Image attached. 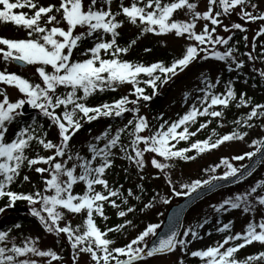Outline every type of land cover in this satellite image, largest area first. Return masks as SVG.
Listing matches in <instances>:
<instances>
[{"label": "snow or ice", "instance_id": "6c2138e0", "mask_svg": "<svg viewBox=\"0 0 264 264\" xmlns=\"http://www.w3.org/2000/svg\"><path fill=\"white\" fill-rule=\"evenodd\" d=\"M114 2L115 0H86V2L60 0L58 6L52 3L45 6L38 4L37 0H0V22H12L16 26L23 27L27 32L26 37L20 39L0 37V45L6 46V49L0 47V54L4 61L15 60L35 66V73L40 80L33 83L16 73L0 71V82L14 85L22 94V98L13 101L9 99L5 89L0 88V198L7 199V203L0 206V213L12 207L17 200L26 201L30 206V214L39 220L45 231L63 233L67 236L73 250L72 264H78L77 256L80 253L90 254L93 264H135L144 255L152 257L157 253H170L177 249L192 257L200 258L201 264H252V262L264 264V251L249 255L242 260H238L235 256L237 250L245 245L253 242L264 244V215L260 217L259 223L249 220L243 232H236L234 235L230 231L232 221L223 223L216 228L219 233H227L221 240L203 249L191 251L188 245L192 243V239L199 237V229L202 227L200 223L184 228L182 235L173 228L170 234L161 237L158 243L148 248H145L147 238L156 231L158 227L156 224H147L126 245L110 247L113 241L105 238V234L120 231L124 225L131 226V221L125 219L123 224L111 229L105 228L103 232L94 223V213L104 220L108 219L103 212L104 203L119 209L120 205L116 203L115 198H119L122 204L127 205L128 198L133 196L132 189H128L125 196L119 187H110L104 178L106 170L113 166V160L117 156L113 149L118 148L122 158L134 163L137 169L145 167L143 157L146 152L157 154L164 162L157 159V156H151V165L161 170L174 195L187 196L202 185H210L216 179L235 177L244 165L236 167L229 162V158L222 157L219 164L204 169L206 172L210 170L215 173L216 168L223 164L226 170L221 176L209 175L206 180L194 179L190 183H182L180 188L185 190L177 191L169 179L168 169L172 167L169 161L174 158L191 161L195 156L186 153L193 149L199 154L208 149H215L224 142L243 139L247 133L240 131L239 126L243 124L251 128L253 124L250 121L254 118L257 120L264 118V103H252V98H246L243 92L237 99L233 79L223 82V91H214L222 82V78L218 75L213 83L206 73L200 74L203 87L197 89L202 93L201 96L196 97L198 105L194 102L193 106L178 119L171 123L164 121L150 134L145 135L142 133L148 128V122L145 116L137 115L141 99L149 101L152 98L145 94L143 87L139 86L140 74L147 77L142 83L150 86L152 95H155L158 83L162 85L170 79V76L176 75L177 71L183 70L197 59L213 57L224 62L229 72L242 71L246 62L245 59L237 57V45H230L232 36L224 38L218 34L213 36V33H216L218 25L223 27L226 33L230 30H239L245 33L242 39L246 44L247 30L241 23L230 22L229 25H223L219 18L235 12L244 20L264 21V10H261L258 2L206 0V10L198 11L197 3L190 0H165V2L131 0L127 6L119 3L118 10L113 11ZM25 8L31 11V15L25 11H18ZM178 9L187 10L185 14L189 17L188 20L170 19ZM121 14L127 21L140 27L141 35L146 32L164 34L174 30L176 37H183L189 42L185 44L182 54L168 65L162 61L145 65L121 59L120 54L129 50L128 46L122 47L116 42L119 35L117 29L124 23L123 20L116 19ZM57 16L60 17L59 20ZM197 20L206 21L199 32L195 31ZM207 21H210L211 28ZM77 26L83 30L75 33L74 29ZM262 33H264V23H261L258 31L255 32L253 47H255V37ZM105 36L111 38L105 39ZM93 37L92 46L80 53L84 58L73 59L74 51L80 43L85 38ZM130 44H135V40ZM217 45H223L224 50H218ZM241 55H246L249 62L259 60L264 64V47H261L259 55H254L252 52ZM252 70L258 72L259 78L264 81V68L258 69L253 64ZM125 83L131 85L129 94L134 95L135 99L129 100V95H122L110 103L103 102L94 106L86 103L97 90L115 91L118 86ZM233 101L237 108L249 104L251 108L246 114L232 121L237 126L232 132L217 134L213 140L212 134H216V130L212 129V134L207 139H196L186 148L177 149L174 144L169 143L170 140L177 143L188 141L190 136L194 137L210 123V120L200 122L195 131L190 132L189 127L197 123V117L218 118L217 124H220L225 109ZM25 105L38 109L39 113L50 121L49 127L55 126L58 129V143L45 138L47 133L37 125L35 118L32 123L19 126L10 141L5 139L9 124L22 115L21 109ZM215 106L220 107L217 110ZM125 112L132 113L133 118L117 127L114 134L109 125L92 138L95 142H90L87 146L91 158L81 156L78 152L75 154L71 152L70 138L82 127V121L91 122L98 117H120ZM181 126H183L182 130L177 131ZM259 127L264 129V123ZM122 134L130 138V144L121 143ZM33 141L38 149L53 151L50 155H42L37 151L36 155L29 157L25 154V150ZM101 141H103L102 146L99 145ZM251 144L255 145L254 150L235 155L232 160L241 161L264 149V136L252 139ZM129 148L134 155L128 151ZM41 163L47 167L36 166ZM24 167L40 174L42 189L28 193L10 190L9 185L16 182ZM243 176L244 173H241L240 178L242 179ZM140 179L143 180V176ZM78 181L86 185L83 194L73 193V185ZM21 182H31L30 177L27 174L23 175ZM97 185L102 186V191L95 190ZM258 186H261V191L264 192V181H257L256 186L224 198L221 203L212 207L217 212L242 208L243 213H254L257 205L264 208V194L258 193ZM33 187L35 188V185ZM136 188L143 192L142 184H137ZM110 197L113 199H109ZM135 199L140 200V195H136ZM155 199L153 196L139 211L143 212L146 208H150ZM160 199L164 203L168 202L163 196ZM59 208L67 210L69 214L86 213L83 224L73 227L66 223L60 226L59 222L64 218V212ZM134 209L135 205L128 206L124 210H118L116 215L125 217L126 212L130 213ZM13 227L19 228L20 225L17 223ZM10 232L11 229L0 230V264H38V261L30 258L29 254L34 257H50L51 260L60 259L51 249L40 250L32 238H25L21 244H17L15 237L10 239ZM189 236L192 239H185ZM46 264H50V261ZM178 264H185L184 259L181 258Z\"/></svg>", "mask_w": 264, "mask_h": 264}, {"label": "rangeland", "instance_id": "374dc122", "mask_svg": "<svg viewBox=\"0 0 264 264\" xmlns=\"http://www.w3.org/2000/svg\"><path fill=\"white\" fill-rule=\"evenodd\" d=\"M85 2H86V0H85ZM190 2H196L197 3V10L198 11L206 10V0H190ZM254 2H258L260 5V8H261L263 3H264V0H254ZM114 8H115V4L113 3L112 9H114ZM20 10H24V9H19L18 11H20ZM15 11H17V10H15ZM186 11H187L186 9L180 10L179 15H178V20H185V21L188 20L189 17L185 14ZM219 19H221V22L223 25H229L230 22H236V23L240 22V21L243 22V19L240 16H237L235 14V12L230 13L226 17H220ZM205 22L206 21H203V20H197L196 25H195V31H197V32L201 31L203 23H205ZM207 23H209V27L211 28L210 21H207ZM263 23H264V21H263ZM61 26H63V24ZM136 28L137 27H135L134 25L130 26V29H136ZM216 28H217L216 33H213V36L218 34L221 37L227 38L229 35L232 36L235 33V30H230L229 32L226 33L224 31L223 27H221L219 25L216 26ZM258 29H259V27L255 28L253 25L250 26V29L248 31V36H247V43L244 44V53L252 52L254 54V50L251 49V45H252L253 37L255 36V32L258 31ZM82 30L83 29H81L79 26H77V28L74 29V32L78 33ZM173 33H174V30L170 33L159 34V39L164 44H166L165 46L169 50H173L174 52L182 53L184 51L185 44L188 43L189 41H187L183 37L174 38ZM255 39H256V37H255ZM217 49L223 51L224 46L223 45H217ZM200 55H203V53H200ZM237 57L240 58L239 53H237ZM244 58H245V61L248 62V65L251 68H253V64L258 69L264 68V66L260 67L258 60L255 62H249L247 60L246 55L244 56ZM197 60H199V59H197ZM8 63L10 65V69L12 67H14L12 65L13 63L11 61L8 60ZM220 65L224 66L225 64H224V62L219 61L213 57H208V62H204L201 64V67H202L201 70H204V67L207 68L206 70H208L209 73H211L213 75V77L216 78L218 75L220 76L222 74L220 72ZM34 68H35V66H34ZM216 73H218V74H216ZM198 79H199V77H194V80H192L191 82L187 81L184 84L185 86L179 85L177 87V89L175 90V92L173 93L172 97H169L164 101L163 105L161 106L162 112L164 111L168 115V117L173 116L175 114L174 110L178 108L177 107L178 101H179L178 99H181L183 97L182 95H183L185 90L190 91L194 86H199V84H198L199 80ZM189 85H191V86L188 87ZM0 88L5 89L10 100L14 101L17 98H22V94L19 93L18 89L14 85H5L2 82H0ZM220 88H221V85L218 84L216 89H214V91H217ZM244 89L247 90V94L251 93L252 96L257 97L258 102L262 101L264 99V95L262 92L258 94V92H256L255 90H253V88H251L249 86L248 87L244 86ZM171 99H176V102L175 103L173 102L171 104ZM187 100L188 99H185L183 101L182 105L180 106L181 108L184 109V108L188 107V101ZM194 102L196 103V98L194 99V101L192 103L194 104ZM173 112H174V114H173ZM137 115L145 116L148 123H150V121L152 120L151 119L152 116H150V114L148 113V111L145 107H141V109L139 110V113ZM208 125L205 129H201L200 132L196 133V135L201 133L203 130L210 131V128L208 127ZM142 134L148 135L149 130L145 129ZM254 135L258 136L259 131H256V134H254ZM84 140H87V136H84L82 139L80 138L79 145H77V146H79V149L84 148V146L86 144V143H84ZM140 146L142 147V143ZM245 149H249V147H248V142L244 139L240 140V141L233 140V141L224 142L221 145L217 146L215 149H209L207 152H205V154L203 156H201V154H199L197 156V158H195L191 162H187L181 168H178V167L173 168V169L169 168L168 169L169 179L172 181L173 184L176 185L175 189L177 191H183L185 189H181L180 185L182 183H190L192 180L197 179V176H198V174H200L202 167L204 165H207L208 162H210L212 159H215L219 156L220 157H227V158H229L230 163H232L235 166H240L243 161L239 162L236 160H232V157L235 155H238L240 152L245 151ZM79 154L81 156L83 155L82 153H79ZM133 155H134V153H133ZM151 156H157V159L161 160V162H164L163 159L161 157H159L157 154L148 153V152H146L144 154V157H143V159L145 160V167L143 169H137V167L135 166L134 163L129 162L130 171L133 172L132 173L133 175L131 178L133 179L134 182L141 180L140 177L144 176L145 173L152 178L150 185L153 189V194H154L156 199L153 201L154 203L152 204V206L148 210L146 209L144 214H141V216H142L141 222L142 223L147 222V220H148L147 217H149V216H153V217H151V219H154L156 217L154 219L156 221H157V217L160 220L161 215H159V212L162 211V207H160V206L163 204L162 205L163 208L166 209L167 206L170 204V202H172V200H173L171 195L168 197L169 190L171 187H169V185H168L167 181L165 180L161 170L155 169L151 165V163H150ZM57 159L62 160L64 158H57ZM122 160L123 159L116 157L113 161V168H115V172L117 174H119L120 176H123V172H124L122 167H120V165H119L122 163ZM114 177H115V175L109 179V182H111ZM263 180H264V165L262 166V169L255 176H253L250 181H248L247 183L242 185V187L237 188V189H231V191H227V192L221 191L215 195L213 194L208 199L201 202L200 205H198L196 208H194L192 211L189 212V215H188V217L184 223V225H185L184 228L189 227L191 225H195V223L198 220H200V218H202L203 216H206V218H207V217L214 216L216 214L226 213L227 211H220V212L215 211L214 208L212 207V205L221 203L224 198H227L229 196H234L237 193L246 191L250 187L256 186L257 181H263ZM134 182L129 181L128 184H134ZM134 191H133V193H134ZM257 191L260 194H264V192L261 191V188ZM162 196L168 200L167 203H164V201L160 199V197H162ZM131 205H134V199L133 198L131 199V202H130V206ZM225 207H227V206H225ZM256 209H257V207H256ZM6 210H9V209L7 208ZM6 210H5V212H6ZM26 210L29 211V208L28 209L26 208ZM229 210H231V209H229ZM238 210H242V208H238ZM235 212L237 213L236 210H235ZM262 213L264 214V208L262 210ZM256 216H257V211H255L254 213H243L242 212V214L234 215L232 218L234 226H233L231 233L234 235L236 232H240L241 223L244 219L255 220V219H257ZM65 218L68 221L75 220L73 214H67L65 216ZM202 231H203V229H202ZM19 232H21V233L18 234V236L10 235V239L12 237H15V241H16V240H18V238H22L23 240L25 238H32L33 240H35L36 246L42 251H46L48 249H51L53 251L54 245H55L54 240L56 238L61 239V235H62V234H58L56 232H47V231H45L44 227H42V230L40 232H32V228L20 230ZM182 233H183V231H182ZM182 233H181V235H182ZM211 236H212V234H203V236H201V238L192 239V243L189 244L188 247L191 250L196 246L208 243L211 241ZM218 237H219V234H216L213 237V239L218 238ZM186 238L187 237H185V239ZM262 251H264V247L262 248ZM29 256H30V258L36 259L38 261V264H46L47 261H50V264H69L68 258H65L62 261V263H60L58 260H51L50 257H34V256H31V254H29ZM183 256H184V253L180 252L177 249V250H173L169 254H165V255H162L159 257H152V258L148 259V261L143 262V264H178L179 260L181 258H184ZM77 260H78V264H93V262L91 261V259L88 257V255L86 253H80L77 256Z\"/></svg>", "mask_w": 264, "mask_h": 264}, {"label": "trees", "instance_id": "16d2710c", "mask_svg": "<svg viewBox=\"0 0 264 264\" xmlns=\"http://www.w3.org/2000/svg\"><path fill=\"white\" fill-rule=\"evenodd\" d=\"M48 1H50V0H37V3L41 4V5H45V6L49 3L55 4L53 1H50L49 3L44 4L45 2H48ZM163 2H165V0H163ZM261 10H264V8ZM27 13L29 15H31L30 10ZM117 20H121V19H117ZM123 21H124V23L126 22L125 20H123ZM239 23H241V22H239ZM10 27L17 28V26H15L12 22L0 23V33L3 34L2 29H4V31L10 30V35H13L14 32L12 29H10ZM117 31L119 33L117 40H116L117 44L122 46V47H124V46L129 47V50L126 53L120 54L121 59L128 60V61H131L134 63L135 62L143 63L145 65L154 63L156 61H162L165 63V65H168L172 62L173 59L179 57L178 55H174L172 52L168 51L161 43H159V40L151 32L147 33V36H141L140 30L133 32V33H129L127 31V29H122V30H117ZM237 34H240L238 40L240 41L239 50L241 52L242 48H243V42H242L243 41V39H242L243 34L240 32V33H236L235 35H237ZM26 35H27V32L22 34L20 36V38H25ZM0 36H2V35H0ZM11 37L14 38L13 36H11ZM110 38H111L110 36H105V39H110ZM93 39H94V37L93 38H85L82 42H86L89 40L88 42L90 44V43H93ZM233 39L235 40L236 38L234 37ZM261 39H263L262 43L264 46V33L262 34ZM133 40H135V44H130V42ZM236 45L238 48V44H236ZM145 49H148V51H145ZM102 55H103V53H102ZM75 58L76 57H73V59H75ZM202 63H204V62H201L199 64H202ZM199 64H197V65L200 66ZM198 66H195V68H194V66H192L190 68L185 69L177 77L176 76H170V79L168 81H166L165 83H169V85H171V84H173V82L183 81L184 78H186L189 75H192V73H194V70ZM0 68H1V66H0ZM224 73H225L224 81H228L229 79H233V81H234L235 79H237L238 77L241 76V78L244 82H252L253 86H258V87L262 86V89L264 91V81H262L259 78V74L257 72L246 70V67H243L242 71H240V72H236V71L229 72L227 70V67H226ZM17 74L20 75L19 73H17ZM25 78L28 79V77H26V76H25ZM146 78L147 77L144 74H140L141 84L139 86L143 87L145 90V94L152 96V98L149 101H143L141 99L139 105L146 103L150 107H155V106L158 107L160 105V103L174 90V88L176 87L175 86L176 84H173L171 86H168V87L162 89V87H163L162 85L164 83L162 85L158 83V86L156 89L157 93L155 95H152L151 87L144 85L142 83V80L146 79ZM29 81H31L33 83L39 82V81L34 80V79L33 80L29 79ZM233 87H235L234 83H233ZM130 88H131V85L128 84V93H129ZM161 89H162V91H161ZM120 92L121 91L114 92L112 90L106 89L105 91L102 92V93H104V95L96 96V97L87 99L86 103L89 106H94L96 104H101L103 102H109L110 103L113 99H117V98L122 96V94H120ZM158 92H160V93L158 94ZM132 99H135L134 95H130L129 100H132ZM131 106L132 105H129V107H131ZM235 108H237L235 105V102L234 101L230 102V106L227 109H225L224 117H223V119H221V121H224L225 125L228 127V129L226 131H221L219 124H217V121H212V124H215V126H213V127L215 129H218L216 131L215 135H213L212 133H207V134H202V135L198 136L197 138H192L190 136L188 141H179L178 143L176 141H172L171 144H174L175 148H177V149L181 148V147L186 148V147H188V144L190 142H192L196 139H200V140L207 139L210 134H212V139L214 140L217 137V134L223 135L225 133L232 132L233 129L237 127L235 124L232 123V121H235L236 118L241 116L242 114L247 113V112L244 113L243 107L241 110L238 111V113L236 112ZM250 108H249V110H250ZM232 111L234 112V114L231 113ZM228 113H230V114H228ZM34 118L36 120L37 125H39L43 130L46 131L47 134H46L45 138L47 140H52L54 143H57L58 135L56 132H54L53 126L49 127L50 122H48V121L44 122L43 116L41 114H38V113L34 114V115L32 114V115L24 116V117L20 116L19 118H17L14 122L11 123V128L7 132L8 134L6 135L5 139L7 141H10L13 138L14 133L18 130L19 126L32 123ZM107 118L108 117H102L103 121H100V122L108 124V121H105V120H107ZM132 118H133L132 115L131 116H122L121 117L122 123L120 126H122L123 124H126L127 120L132 119ZM205 120H211V118L204 116L202 118L197 119V123L192 124L189 127V131L191 132V129H192L191 127L196 126L197 124H199L200 122H203ZM255 120L256 119L254 118L253 121H250V123H253ZM86 126H87L86 128H88L89 124ZM85 129L78 132V134H84ZM180 130H182V129H180ZM180 130H178V131H180ZM239 130L244 131L248 134L250 128L241 124L239 126ZM251 150H254V149H251ZM37 151H39V154L47 155L46 154L47 150H44L42 148L38 149L35 141H33L31 146L25 150V154L29 157H32V156L37 154ZM186 154L195 156L197 153H196V150L193 149L189 153H186ZM183 162H185V161L181 160L179 158H176L177 166H179ZM171 164H173V163H171ZM212 165H214V164H212ZM25 174H27L30 177L31 182H21L22 177ZM198 179L206 180V179H208V177L207 178H201L200 177ZM126 180L127 179L125 177H123V179H121V181H120V185L123 186V184H125ZM41 183L42 182L40 180V174H36L32 170H29L27 167H24L21 169L20 176L17 178L16 182L9 185V188H10V190H13L16 192L28 193V192L34 191L35 189H39L38 185H41ZM33 185H35V188L33 187ZM128 189L129 188H124V190L122 191L124 193V195L127 194ZM82 191H83L82 188H78V189H76L75 194H83ZM136 195H140V197H141L140 200L135 201V203L137 204L136 205L137 211H135V213L134 212H130V213L126 212V216H125L126 219L132 221L134 224H136V222H134V221L137 217V214L140 213L139 209L143 206L142 203L149 201L153 194L151 193V190L149 189V187L146 185L145 188H143V192L138 190L137 193L135 194V196ZM135 196H134V199H135ZM111 199H113V198H111ZM115 199H119V198H115ZM5 203H7V199L6 198H0V206H3ZM119 205H120V208L116 209V212L118 210H124L126 207H128L127 205H124L121 203ZM23 207L24 208L28 207V204L26 201H23V200L15 201V203L12 205V207H10L13 209H11V211L8 213H4V215L0 217V230H7L10 228L17 229V228L13 227V225H15L17 223L22 228L34 226V228L38 230L36 223L39 224L40 223L39 220L36 217H32L30 214L23 213L24 211H21V209H23ZM108 211H109V208L103 206V212H104L105 216H107L106 213ZM44 214L47 215L46 213H44ZM84 218H86V213H84L83 215L77 214L76 219H78V221L74 225V227L77 225H82ZM93 219H94V223L96 224V226L99 227L102 232L104 231L105 228L111 229V228H114V226H116V225L123 224V221L125 220L123 217L117 216L116 213H115L114 217L110 218V220H108V221L104 220L103 217H101L100 215L95 214V213H94ZM104 222H105V224L102 225V223H104ZM127 230L128 229L126 227H123L120 231L107 232L105 234V238L109 239L110 241H113V243H112V245H110V247L124 246L140 232V231H137L135 235L134 234H127L125 237H123L122 235H124ZM128 237H129V239H128ZM118 241H119V243H118ZM56 242H57L58 251H60L57 253V255L61 256V257L62 256H68L70 254L69 248L71 245L67 240V236L65 235V240L60 241L57 239ZM256 252H259V250ZM248 254L252 255V253H248ZM235 256L238 260H242L249 255H247V256L245 255V257L239 258V257H237V255L235 253Z\"/></svg>", "mask_w": 264, "mask_h": 264}, {"label": "water", "instance_id": "95a60500", "mask_svg": "<svg viewBox=\"0 0 264 264\" xmlns=\"http://www.w3.org/2000/svg\"><path fill=\"white\" fill-rule=\"evenodd\" d=\"M23 63V62H18ZM28 105L23 107V110L27 108ZM264 158V149L259 151L257 154L253 156L251 161L243 167L240 173H237L235 177L220 179L212 182L210 185L199 188V190L194 193L188 195L187 198L175 203L168 210L165 218L160 223V227L157 233L154 235V238L148 243L147 247H152L156 243H158L161 237H164L170 234L171 230L175 228L178 232L181 227L182 218L184 216V212L189 208L190 205L194 204L195 201L199 200L203 196L209 194L212 190L219 188L220 186L231 185L232 183L241 181L240 175L244 173V177L252 173L255 167L262 161Z\"/></svg>", "mask_w": 264, "mask_h": 264}]
</instances>
